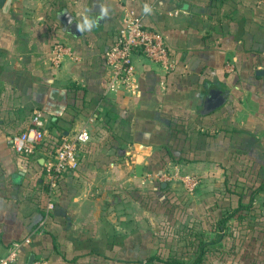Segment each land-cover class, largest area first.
Listing matches in <instances>:
<instances>
[{
  "label": "crops",
  "instance_id": "crops-1",
  "mask_svg": "<svg viewBox=\"0 0 264 264\" xmlns=\"http://www.w3.org/2000/svg\"><path fill=\"white\" fill-rule=\"evenodd\" d=\"M125 11L165 37L174 62L165 73L135 54L136 96L106 92L104 55ZM57 43L68 49L58 68L49 59ZM35 112L45 138L26 158L11 138ZM82 128L90 141L34 233L44 164ZM173 170L201 177L200 189L145 181ZM261 185L264 0H11L0 9V257L29 237L15 264H161L149 261L158 254L191 264L197 254L185 244L197 237L201 264H264V190L252 202L263 218L243 211L244 226L237 215L219 225Z\"/></svg>",
  "mask_w": 264,
  "mask_h": 264
},
{
  "label": "built area",
  "instance_id": "built-area-1",
  "mask_svg": "<svg viewBox=\"0 0 264 264\" xmlns=\"http://www.w3.org/2000/svg\"><path fill=\"white\" fill-rule=\"evenodd\" d=\"M67 48L62 43L53 45L50 52L51 64L58 68L65 56ZM141 55L165 73L174 68L165 37L153 30L147 29L139 17L132 11H125L122 18V27L115 42L105 52L107 69L106 92H121L129 96H136L139 84L134 70V56ZM46 119L40 112L33 113L29 127L11 138V148L20 156L30 158L45 138ZM90 141L86 128H82L71 136L60 139L55 152L44 164V183L46 187V206L44 217L34 233H42L46 219L54 208V193L58 180L64 169L78 163L81 145ZM147 183H161L175 181L182 184L187 193L192 194L202 185V179L196 175H187L178 170L167 171L161 174H147ZM30 243V238L13 243L0 257V264H15L21 248Z\"/></svg>",
  "mask_w": 264,
  "mask_h": 264
},
{
  "label": "trees",
  "instance_id": "trees-1",
  "mask_svg": "<svg viewBox=\"0 0 264 264\" xmlns=\"http://www.w3.org/2000/svg\"><path fill=\"white\" fill-rule=\"evenodd\" d=\"M60 140H58L54 150H53V153L51 154V156L54 154L55 152V149L58 145ZM43 144V143H42ZM158 183V182H157ZM264 190V185H261L259 187H257L256 189H254L248 199V201L246 203H242V201L240 200L239 201V204L238 206L229 213V215L226 217V218H223L220 222H219V225L223 226L225 224V222L231 218V217H234L236 216L237 214H239L240 212H243V211H246L248 212L251 216L255 217V218H263L262 217V214L260 213V211L257 210V208L254 207L253 205V200H254V197L262 192ZM241 199V198H240ZM244 218H246L245 216H242V215H237V220H239V222L241 223V226H244ZM241 226H240V230H241ZM222 230V228L220 229ZM186 247H188V249H190L192 252H196V256L194 257V260L191 264H201L202 263V258H203V252H204V248H205V243L202 242V240L200 239H197V237H193V238H190V239H187L186 240ZM162 255L158 254L156 255L155 257H153L151 260H149L150 262H156V263H169V264H181L182 262L178 260V258H172V261H167V260H164L165 257H162Z\"/></svg>",
  "mask_w": 264,
  "mask_h": 264
},
{
  "label": "water",
  "instance_id": "water-1",
  "mask_svg": "<svg viewBox=\"0 0 264 264\" xmlns=\"http://www.w3.org/2000/svg\"><path fill=\"white\" fill-rule=\"evenodd\" d=\"M11 5V0H0V9L3 10V11H7L9 9ZM65 23L68 25V32L71 34V35H75L77 36L79 33H78V26L74 23H69V19L65 18L64 19ZM138 172H140L141 174V167H138ZM138 175V177H141V175ZM33 263V257L30 258L29 260V264H32Z\"/></svg>",
  "mask_w": 264,
  "mask_h": 264
}]
</instances>
